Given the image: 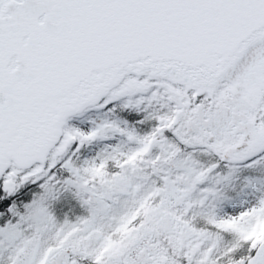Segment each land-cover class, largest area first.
<instances>
[{
	"label": "snow or ice",
	"instance_id": "6c2138e0",
	"mask_svg": "<svg viewBox=\"0 0 264 264\" xmlns=\"http://www.w3.org/2000/svg\"><path fill=\"white\" fill-rule=\"evenodd\" d=\"M0 264H264V0H0Z\"/></svg>",
	"mask_w": 264,
	"mask_h": 264
}]
</instances>
